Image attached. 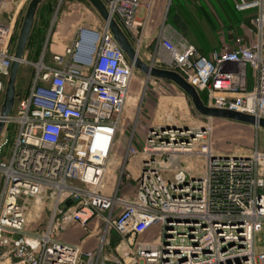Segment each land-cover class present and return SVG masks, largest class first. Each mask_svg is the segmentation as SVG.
I'll use <instances>...</instances> for the list:
<instances>
[{
	"label": "built area",
	"instance_id": "obj_1",
	"mask_svg": "<svg viewBox=\"0 0 264 264\" xmlns=\"http://www.w3.org/2000/svg\"><path fill=\"white\" fill-rule=\"evenodd\" d=\"M104 1L138 54L146 25L139 19L141 1ZM237 10L254 12V29L233 46L206 55L184 35L168 37L162 30L155 56L202 93L207 106L260 120L264 0H239ZM15 32L0 21V95L14 60ZM22 63L35 75L28 93L17 96L0 139L1 148L11 137L8 157L0 161V264H264L257 248L264 228V151L216 152L210 126L160 125L140 147L129 141L125 161L142 157L133 199L122 194V178L108 193L106 174L134 63L107 23L80 27L72 46L51 61L42 55ZM187 154L203 159L201 170L183 166ZM44 196L52 201L49 222L29 233L30 203ZM95 216L101 219L97 248L84 252L61 240L67 226L87 228ZM155 228L159 240L141 238ZM112 232L119 236L114 247Z\"/></svg>",
	"mask_w": 264,
	"mask_h": 264
},
{
	"label": "rangeland",
	"instance_id": "obj_2",
	"mask_svg": "<svg viewBox=\"0 0 264 264\" xmlns=\"http://www.w3.org/2000/svg\"><path fill=\"white\" fill-rule=\"evenodd\" d=\"M57 1V9H59L58 11L56 10L54 13L45 17H42L39 12V14L36 16V21L32 30L33 36L36 38L37 34H39L41 31H46L47 33L46 36H43V39L46 37L44 41L45 50L41 52L42 54L38 59H36V61H39L42 55H45L50 39V31L55 25V21L57 20V24V22L63 18L64 10L67 9V2L75 1L77 3H81L83 14L90 12L89 14L91 15L89 16L90 19H92V25L94 24L97 28H100L106 24L97 10L87 0ZM168 2H170L168 3L167 10L168 17H170L174 11L180 9V11L188 19H190L192 27L195 31L209 29L211 25H216L218 29H223L224 26L227 27V23L230 22L235 25L236 30H240L239 32H246L254 29V12L238 11L237 4L239 0H168ZM77 9L78 8H76V10ZM25 12L26 11H24L21 15L16 26L17 39L14 44V50L16 48V43ZM141 14H143V11L139 10V15ZM114 20L116 21L115 18ZM40 37L37 38L38 41L40 40ZM35 46L38 47V44L36 43ZM138 54L145 62L149 64L152 63V53L145 54L141 48L138 51ZM35 56V48L32 50L26 48L24 59L34 62L33 57ZM46 56V60L51 61L52 54L49 48ZM152 64L158 67L166 68V66L161 63ZM34 75V67L27 63L21 64L16 82L17 96H24L28 93ZM9 77L7 78V82ZM4 94L5 92L0 95L1 105L4 100ZM166 124H177L179 126L188 125L195 128L201 127L203 125L210 126L213 147L216 152L249 153L256 146L259 147L260 150L264 151V126L257 127L253 124L237 122L229 119L204 116L196 110L191 98L174 82L156 77H148L147 74L136 68L134 70L130 94L124 109L121 126L117 135L116 146L124 147V150L123 152L119 153V150L117 151L115 148V152L113 151L107 174L113 169L114 172L111 179H107L106 174V192H115L120 179L122 178V194L128 199H133L138 186V174L133 172V170H130L131 168L127 166V163L130 160L125 161L128 156L127 150L129 141L132 140L137 146L140 147L143 141L146 139L151 127L156 128L160 125L164 126ZM10 143L11 137L8 138V141L5 145L1 146L0 161H6ZM181 163L183 166L190 168H194V166L197 164V168H199V170H201L204 165L203 159L201 157L189 154L182 156ZM2 185L3 180L2 176L0 175V191ZM51 208L52 201L48 196H44L39 201H31L26 231L30 233L43 230L49 222ZM98 218V216L93 217L92 222H96ZM160 235L161 231L155 228L151 230L150 234L142 235L141 238H147L148 240L156 241L159 240ZM257 248L259 251H264V228L257 236Z\"/></svg>",
	"mask_w": 264,
	"mask_h": 264
},
{
	"label": "crops",
	"instance_id": "obj_3",
	"mask_svg": "<svg viewBox=\"0 0 264 264\" xmlns=\"http://www.w3.org/2000/svg\"><path fill=\"white\" fill-rule=\"evenodd\" d=\"M30 1L31 0H0L1 2L0 21L13 25L15 26L16 29L18 21L20 20V17L23 14V12L27 10L26 7H28ZM102 1L106 5V1L104 0ZM140 1H141V7L139 10L143 11V14L139 15V19L143 22H146L144 28L142 50L144 51L145 54L152 53L151 62L157 63L158 59L156 58L155 54L158 50L161 31L162 30L166 31V35L168 37H175L177 36V34H182L176 28L174 19L178 17V15L184 18L182 16L183 13L180 11V9H177L171 14L170 17H168L167 10H168V3H170L168 2V0H155V1L140 0ZM81 5H82L81 3L79 2L77 3L75 1L67 2V6H66L67 9L64 10L63 18H61L57 22V24H56L57 20L55 21V25L50 31L51 40L49 44V49L51 51V54L64 53L65 48L67 46H72L73 42L75 41L77 31L80 27L86 26L90 28H97L94 24L92 25V19H90L89 16L91 15L89 14L90 12H86L83 14ZM76 8L78 9L76 10ZM184 19H185L184 21L189 23L190 21L189 19L186 18ZM116 22L118 23V25H120L123 28V26L120 24V22L117 19ZM227 24H228L227 27L224 26L223 29H218L216 25H211L209 29H205L203 31H195L193 29L192 30L193 34L192 33L187 34V39L192 44H194L202 53L206 55L210 54L213 50L222 48L225 45L233 46L234 39L237 36L245 35L246 32H239L240 30H236V27L232 22ZM123 30L126 32V35L133 44L132 38L129 35V33L124 28ZM115 148L117 151L119 150V153L123 152L124 150V147L115 146ZM141 161H142L141 156L133 157L127 163V166L131 168V169L129 168L130 170H133V172L139 175ZM113 172L114 169L110 170V172L107 174V179L112 178ZM100 225H101L100 218H98L96 222H92L91 219L88 222L87 228H84L79 223H73L67 226L62 231L60 238L62 241L66 243L75 244L79 246L84 252L88 250H93L97 248L99 244Z\"/></svg>",
	"mask_w": 264,
	"mask_h": 264
},
{
	"label": "water",
	"instance_id": "obj_4",
	"mask_svg": "<svg viewBox=\"0 0 264 264\" xmlns=\"http://www.w3.org/2000/svg\"><path fill=\"white\" fill-rule=\"evenodd\" d=\"M44 1L45 0H31L24 15L23 23L20 28L16 43L14 60L10 70V77L6 85L4 100L0 109V139L5 127V119L13 112L16 104V82L18 72L24 60L26 48L36 21L38 9ZM87 1L93 5V7L102 16L104 21L108 24L111 32L114 35V38L117 40L128 58L134 63L135 67L147 74L148 77H156L174 82L191 98L192 103L200 114L207 117L224 118L237 122L264 126V119L262 118L257 120L252 115L207 106L201 99L197 89L188 83L178 72L158 68L152 63L149 64L145 62L140 56H138L136 49L134 48L126 33L122 30L114 18L110 17L107 7L102 0ZM58 10L59 9H57V11ZM68 204H70V202Z\"/></svg>",
	"mask_w": 264,
	"mask_h": 264
},
{
	"label": "trees",
	"instance_id": "obj_5",
	"mask_svg": "<svg viewBox=\"0 0 264 264\" xmlns=\"http://www.w3.org/2000/svg\"><path fill=\"white\" fill-rule=\"evenodd\" d=\"M57 8H58V1L57 0H45L41 4V6H40L37 14H39V12H40L41 16L42 17H45V16H48V15L54 13L57 10ZM182 16L184 18L188 19L184 14ZM184 18H182V17H180L178 15V17H176L174 19V23L176 24V28L182 33V35H184L187 38V34H189V33H192L193 34V31H192L193 30V27H192V23H190L191 21H189V23H190L189 24L186 21H184L185 20ZM46 34H47L46 31L45 32L44 31H41L39 34H37V36L35 38L33 36V32H32V34L30 36V40L28 42L27 49H31L32 50L33 48H35L36 56L33 57L34 58V62L36 61V59H38L40 57V55L42 54L41 52H43V50H45L44 49V41H45L46 37H44V39H43V36H46ZM38 37H40V40L39 41L37 40ZM16 39H17V34L15 32V35H14V38H13V43L14 44L16 42ZM50 40L51 39H49V42H48V45H47V51L45 52V55H44L45 60L47 58L46 54L48 53V48H49ZM36 43L38 44V47L35 46ZM156 67H158V66H156ZM158 68H162V67H158ZM162 69H168V68H162ZM168 70H170V69H168ZM168 81H170V80H168ZM199 95H200L201 99L203 100V102L206 103L205 96L202 93H199ZM118 242H119V236L115 232H112V234H111V243H112V246L114 247Z\"/></svg>",
	"mask_w": 264,
	"mask_h": 264
},
{
	"label": "bare ground",
	"instance_id": "obj_6",
	"mask_svg": "<svg viewBox=\"0 0 264 264\" xmlns=\"http://www.w3.org/2000/svg\"><path fill=\"white\" fill-rule=\"evenodd\" d=\"M119 44V43H118ZM121 47V46H120ZM136 68V67H135Z\"/></svg>",
	"mask_w": 264,
	"mask_h": 264
}]
</instances>
